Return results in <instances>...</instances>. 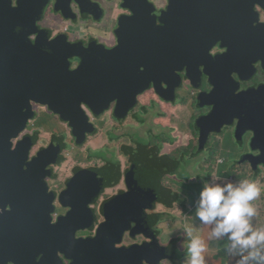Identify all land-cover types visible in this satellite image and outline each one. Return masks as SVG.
Returning a JSON list of instances; mask_svg holds the SVG:
<instances>
[{
  "label": "flooded vegetation",
  "instance_id": "af4514ba",
  "mask_svg": "<svg viewBox=\"0 0 264 264\" xmlns=\"http://www.w3.org/2000/svg\"><path fill=\"white\" fill-rule=\"evenodd\" d=\"M17 2L18 62L6 61L4 78L18 64L13 84L18 101L12 99L18 110L6 118L4 136L16 135L14 146L30 150L28 161L44 155L48 166L42 181L54 197L52 226L70 215L76 230L84 229L77 239L97 241L106 212L121 220L120 213L132 203L123 195L129 192L127 178L136 176L151 189L145 207L155 208L143 212L144 218L137 214L150 219L141 234L134 231L136 223L130 224L134 214L127 216L129 231L117 249L125 243L128 249L153 243L146 249L149 258L158 261L160 253L175 249L174 259L161 264H176L178 238L163 243L161 228L188 205L182 192L190 181L183 170L192 172L189 166L196 161L195 169L212 165L211 148L222 147L218 142L224 137L232 138L240 151L221 158L222 165L228 161L244 174L264 168L261 150L254 151V132H245L246 124H241L251 106L260 117L248 125L264 131V0H177L179 7L171 0H12L14 8ZM178 14H184V23L175 20ZM187 19L191 31L184 38ZM162 27L175 36V43L152 61L148 36L152 28ZM183 40L188 45L182 51ZM152 69L162 76L152 75ZM215 106L222 111H214ZM78 111L92 125L88 130L77 127V134L86 137L82 145L72 126ZM158 117L169 119L170 126L158 123ZM202 132L209 138L203 150ZM102 134L107 141L99 150L75 152L78 163L69 174L58 171L73 146H85ZM43 138L48 142L41 143ZM184 148L190 152L187 160L181 156ZM140 154L147 165L142 170L133 162ZM151 155L156 156L149 160ZM107 160L117 164L119 180L116 166L108 168ZM158 215L163 221L154 225Z\"/></svg>",
  "mask_w": 264,
  "mask_h": 264
},
{
  "label": "water",
  "instance_id": "95a60500",
  "mask_svg": "<svg viewBox=\"0 0 264 264\" xmlns=\"http://www.w3.org/2000/svg\"><path fill=\"white\" fill-rule=\"evenodd\" d=\"M171 3L179 7L177 0H171ZM0 5L5 8L4 13L0 12V209L3 210L0 213V264H147V262L161 264L164 261L171 262L175 256L173 247L174 251L169 250V254L160 253L158 261L149 258L146 251L153 243L135 245L129 249H117V246L123 242L125 233L129 231L127 216L134 214L135 218L131 219L130 224L132 226L136 223L134 231L141 234L145 232V224L150 223L148 215L146 219H143V212L148 214L149 208L152 210L155 208L152 204L145 207L150 193L137 182L136 176L127 178L129 192L123 195L127 199L131 197L132 203L120 213L121 220L114 216L111 218L106 212L105 221L100 226L102 232L97 241L77 239L76 233L84 232V229L76 230V221L70 215L59 217L57 224L52 226L54 197L47 194L46 185L42 181L47 175L41 173L48 166L43 161L44 155L28 161L30 150H22L17 147L18 145L14 146L13 141L17 139L16 135L4 136L6 125H8L6 118L11 117L18 110V106L12 105V99L18 101V89L15 88L16 85H13L18 79V64L14 65V70L5 78L4 71H6V61L18 62L20 6L18 7L17 2L14 8L12 0H0ZM173 5L172 10L175 9ZM35 7L34 3L30 6L32 9ZM176 19L179 23L186 21L184 14H178ZM190 21L191 19H187L183 27L184 38L190 35ZM199 28H206V26H199ZM165 30L163 27L159 30L153 28L150 30L148 45L151 47L152 61L155 58H161L169 51V46L175 43V36L165 33ZM187 45L186 40H183L182 51ZM151 73L162 76L155 69H152ZM262 107L264 109V105ZM215 110L221 112L222 106H215ZM246 110V116L242 118L241 124H246L243 129L245 132H254L253 143L258 145L254 151L261 150L260 157L263 158L264 164V131H254L256 128L248 125L257 123L260 113L258 109L251 106ZM73 120L74 135L78 144L82 145L86 137L85 134L82 136L77 134V127L88 130L92 125L86 122L81 111L74 115ZM208 140V134L202 132L201 150L204 149ZM101 193L102 191L100 195ZM8 208L10 211H7ZM138 213L143 218H138Z\"/></svg>",
  "mask_w": 264,
  "mask_h": 264
},
{
  "label": "clouds",
  "instance_id": "9594fccd",
  "mask_svg": "<svg viewBox=\"0 0 264 264\" xmlns=\"http://www.w3.org/2000/svg\"><path fill=\"white\" fill-rule=\"evenodd\" d=\"M260 194L255 181L233 183L219 177L205 181L199 192L195 215L202 227L210 226V240H226L224 250L233 258L232 264H264V225L254 222L257 210L252 204ZM185 232L186 264H206L205 241L192 226L185 227Z\"/></svg>",
  "mask_w": 264,
  "mask_h": 264
},
{
  "label": "rangeland",
  "instance_id": "374dc122",
  "mask_svg": "<svg viewBox=\"0 0 264 264\" xmlns=\"http://www.w3.org/2000/svg\"><path fill=\"white\" fill-rule=\"evenodd\" d=\"M182 95L183 94H181V96ZM189 110L191 109L188 108V111L182 113L185 118L188 117ZM152 115H155L154 111H152ZM174 122L175 120H172L171 123L174 124ZM176 123H179V122H176ZM181 128H183L184 131H187L186 126H182ZM172 132H174V130ZM174 135H176V133H174ZM182 139L183 141L188 142V140H186L184 136ZM106 141H107L106 136L102 134V135H98L96 137L91 138L90 142L85 146H81V147L73 146V149L69 152V155L67 157V162L58 171L64 176H67L71 168L74 167L78 163L77 160L74 158L75 152H80L81 154H85L89 149H91L92 151L99 150L106 143ZM147 141L148 139L145 138V142ZM163 141L167 145V149L172 148V146L168 144L169 139L163 138ZM47 142H48V139L46 138H43L41 140V143L45 144ZM218 143L221 144L222 146L220 147L221 153L219 154L218 158L228 159V157H232V156L236 157L234 153L240 151L239 145L236 142H233L232 138L224 137ZM176 144H179V140L176 141ZM109 147H111V145H109ZM232 151H234V153H232ZM58 164H61V163H58ZM198 164H199L198 161H196L194 164H190L189 167L192 169V172L183 170V175L190 181V183L188 182L189 186L185 187L184 191L182 192L188 198V205L185 208H183V210L177 209V211H175L177 215L176 219L167 218L163 221L162 228H161L162 233H163V243L167 242L168 240L173 239L174 237H177L178 238V252L180 254H178L179 258H175V263L176 264H186V255H181V254L186 253V248H187L188 237L185 232V227L192 226L195 229H197V233H194V234L199 235L201 239L205 241L206 251L203 253V255L205 256L206 264H232L233 258L230 256H227L224 250L225 245L227 243L226 240H221L220 242L210 240L209 239L210 226L202 227L199 219L195 215L196 202L198 200V197L196 200L192 197V195H194L197 190V194L199 196V192L202 189V185L206 181L205 180L206 174L202 173L203 175H205V177L201 175V172H203V170L201 168L195 169V167ZM211 166L214 169V174L211 178V181L216 179L217 177H219L221 180L226 181V182L236 183L239 181V180L236 181L233 178V177L236 178V176L234 175V172H232L233 168L230 162L227 161L224 165L217 166V161H214ZM221 170H224V177L220 176ZM196 174L198 178H192V175H196ZM245 175H246V178H245L246 180L254 181V180H251L252 174L250 171L246 172ZM217 182H220V181H217ZM255 182L257 183L258 187L261 188V194L256 200L252 202L253 206L256 209H260V217L256 215V217H254V222L257 225H264V168L262 169V172L260 173L259 178ZM177 188L181 189L180 186H177L176 189ZM127 244L128 243H125V246L121 247V249L127 248Z\"/></svg>",
  "mask_w": 264,
  "mask_h": 264
},
{
  "label": "trees",
  "instance_id": "16d2710c",
  "mask_svg": "<svg viewBox=\"0 0 264 264\" xmlns=\"http://www.w3.org/2000/svg\"><path fill=\"white\" fill-rule=\"evenodd\" d=\"M163 117H158L157 118V122L158 123H160L161 125H163L164 127H169L170 126V121H169V119H162ZM163 143H164V141H163ZM189 150H190V152L191 153H193V152H195L196 151V147L193 145V144H191V146L189 147ZM189 150L188 149H186V148H184V149H182V154H181V156L183 157V160H187V157L186 156H189L190 155V152H189ZM219 151H221L220 150V147H216V148H211V153H210V161H212V162H214V161H217V159H219L218 157H219ZM140 156H141V154L139 155V157H138V159L136 160L135 159V157H134V163H136L137 165H138V168L140 169V170H142V169H144V168H146L147 167V165H146V162H143V161H141V159H140ZM156 155H151V156H147V158L150 160V159H153L154 157H155ZM221 159V158H220ZM219 159V160H220ZM147 161V160H146ZM112 165H115L116 166V168H117V179L119 180V178H120V171H119V169H118V166H117V164L115 163V162H113L112 160H107V164H106V166H108V168H112ZM222 164H220L219 163V161L217 162V166H221ZM114 166V167H115ZM232 172H234V175L236 176V178L235 177H233L234 178V180H244L245 178H246V175L241 171V170H239L237 167H235V165H232ZM201 169L203 170V172L206 174V177L207 178H205V180L206 181H211V178H212V176H213V174H214V169L212 168V166L210 165V164H208V165H206V166H201ZM203 172H201V174L203 173ZM262 172V169L260 170V169H254L253 171H251V174H252V177H251V180H254V181H256L258 178H259V175H260V173ZM220 176L221 177H224V170H221V174H220ZM141 186H143V187H146L145 189L146 190H148V192H150L151 191V189H147V186H146V182H145V180H144V182H142V184H141ZM148 187H150V188H152V185H150V186H148ZM188 187V186H187ZM198 189V188H197ZM192 197L194 198V199H196L197 200V197H198V194H197V190H196V193L194 194V195H192ZM257 210V215L260 217V209H256ZM161 221H163V219H160V217H159V215H158V218H157V220H155L153 223L154 224H159ZM178 254H180L179 252H178ZM181 255H186V253H184V254H181Z\"/></svg>",
  "mask_w": 264,
  "mask_h": 264
}]
</instances>
